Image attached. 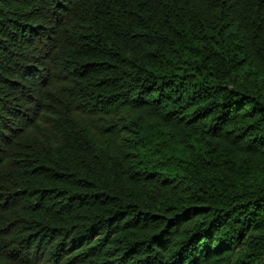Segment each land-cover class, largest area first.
Segmentation results:
<instances>
[{"label": "trees", "instance_id": "1", "mask_svg": "<svg viewBox=\"0 0 264 264\" xmlns=\"http://www.w3.org/2000/svg\"><path fill=\"white\" fill-rule=\"evenodd\" d=\"M0 264H264V0H0Z\"/></svg>", "mask_w": 264, "mask_h": 264}]
</instances>
